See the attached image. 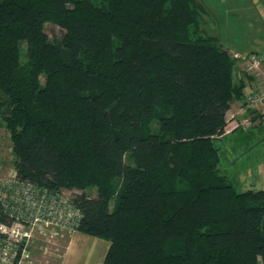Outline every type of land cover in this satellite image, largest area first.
<instances>
[{"label": "trees", "instance_id": "16d2710c", "mask_svg": "<svg viewBox=\"0 0 264 264\" xmlns=\"http://www.w3.org/2000/svg\"><path fill=\"white\" fill-rule=\"evenodd\" d=\"M194 1L0 0L17 176L80 190L76 230L109 242L101 264H264V188L235 189L215 142L244 78Z\"/></svg>", "mask_w": 264, "mask_h": 264}, {"label": "crops", "instance_id": "0c3cea01", "mask_svg": "<svg viewBox=\"0 0 264 264\" xmlns=\"http://www.w3.org/2000/svg\"><path fill=\"white\" fill-rule=\"evenodd\" d=\"M209 1L217 2V4H212ZM200 4L204 8L203 11H200L202 14L198 15L199 28L202 34L215 37L231 55L234 53L244 54L249 51H257L264 55V7L262 8L264 0H200ZM232 14H237L243 20L238 27L241 28L238 33L235 32V27L239 23L233 21ZM242 25L245 26V29ZM244 73L239 62L236 75L244 78L245 89L253 92L263 89V76L251 75L248 78ZM242 102V99L231 102L226 112L225 131L219 139L222 140L239 132V143L237 144L235 137L232 138L228 149L233 160L242 157L246 158L249 163H246L245 166L240 165V170L238 168L237 171L236 167L233 168L227 176L237 190L264 188V116L257 109H247L245 113L240 114L239 110ZM244 119L247 121L244 129L240 127L231 129L235 123ZM226 160H231L228 154L225 156V163L231 164ZM233 164L235 165V163ZM225 167L221 169L222 172L225 171ZM83 234L85 233L78 230L71 232L57 264H64V262L72 264L73 255L71 254L77 245L84 243L91 247V253H93L92 263H102L109 242L106 240L107 243H105L101 241L103 238L93 235H90L92 237L87 239V237H83Z\"/></svg>", "mask_w": 264, "mask_h": 264}, {"label": "built area", "instance_id": "2783aa9c", "mask_svg": "<svg viewBox=\"0 0 264 264\" xmlns=\"http://www.w3.org/2000/svg\"><path fill=\"white\" fill-rule=\"evenodd\" d=\"M242 70L250 75H263L264 55L257 51L234 53ZM239 113L257 109L264 116V87L258 92L243 89ZM246 120L231 129L245 128ZM225 131V130H224ZM0 208L6 221L0 220V264H39L30 259L29 247L37 235L46 231L76 230L80 211L63 191H52L22 180L12 168L0 178Z\"/></svg>", "mask_w": 264, "mask_h": 264}, {"label": "rangeland", "instance_id": "374dc122", "mask_svg": "<svg viewBox=\"0 0 264 264\" xmlns=\"http://www.w3.org/2000/svg\"><path fill=\"white\" fill-rule=\"evenodd\" d=\"M209 2L211 3L212 1H209ZM194 3L200 4V0H195ZM212 4H217V2L216 3L212 2ZM263 7L264 6L262 4V8ZM200 14L202 13L200 12L198 15ZM232 18L235 23L237 24L239 23L235 27V32L238 33L241 31V28H238V27L239 25H241L243 20L237 14H232ZM243 28L245 29V26H243ZM44 31L46 32L49 38L54 39V40H59L64 33L63 28L51 22H47L44 24ZM262 71H263V75H260V76L264 77V70L262 69ZM263 84L264 82H262V85ZM2 99H3V96L0 94V100ZM238 133L239 132H236V134L227 136L226 138H223L222 140L217 139L215 140V142L217 145L221 147V150L225 151L228 149V146L231 144L232 138L234 139L235 137V141L237 142V144L239 143L238 137L240 136H238ZM11 144L12 142L10 138V133L4 124V120L2 116L0 115V178L6 177L9 171L12 168H14V164H13L14 155L11 149ZM227 154L229 156V159L231 160L229 161L226 160V161L230 162L231 164L227 163L226 164L227 166L225 165L226 166L225 171L223 172H225L226 174H229L231 170H233V168L235 167L237 171L240 165L245 166L246 163H249V161H247L246 158H242V157H238L237 159L233 160L230 151ZM125 161L128 163L131 162L127 154L125 155ZM233 163H235V165ZM61 191L65 192V194L70 199L72 197L73 192H80V190H77V189H74V190L62 189ZM83 191L88 195H94L96 193V188L92 186V187L85 188ZM112 202H113V198L110 199L111 204ZM70 234H71L70 231L63 228V229H56L52 231H46L45 234L37 235L34 239L35 240L34 243L31 244L29 247V250H30L29 258L32 260L35 259V263H39V264L59 263V259L64 251L65 244L67 243ZM83 237H87V239L88 238L90 239V237L92 236L83 234ZM101 241L107 243L106 240L101 239ZM71 255H73L72 264H91L92 263L93 253H91V247L90 245H87L85 243L77 245L76 249L73 251ZM65 263L67 264V262H64V264Z\"/></svg>", "mask_w": 264, "mask_h": 264}]
</instances>
